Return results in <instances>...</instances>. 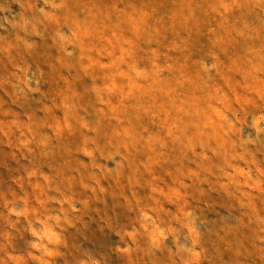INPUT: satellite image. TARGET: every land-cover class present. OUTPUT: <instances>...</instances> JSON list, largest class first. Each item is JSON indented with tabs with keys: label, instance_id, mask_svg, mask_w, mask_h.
I'll use <instances>...</instances> for the list:
<instances>
[{
	"label": "rangeland",
	"instance_id": "rangeland-1",
	"mask_svg": "<svg viewBox=\"0 0 264 264\" xmlns=\"http://www.w3.org/2000/svg\"><path fill=\"white\" fill-rule=\"evenodd\" d=\"M0 264H264V0H0Z\"/></svg>",
	"mask_w": 264,
	"mask_h": 264
}]
</instances>
